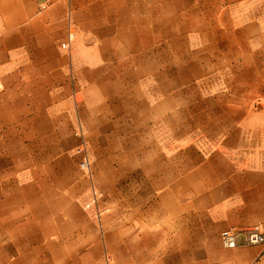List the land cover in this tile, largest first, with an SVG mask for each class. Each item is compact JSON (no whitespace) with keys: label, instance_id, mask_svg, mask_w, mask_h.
<instances>
[{"label":"rangeland","instance_id":"374dc122","mask_svg":"<svg viewBox=\"0 0 264 264\" xmlns=\"http://www.w3.org/2000/svg\"><path fill=\"white\" fill-rule=\"evenodd\" d=\"M61 1L56 28L47 3L39 29H23L16 53L40 58L29 57V77L0 93L9 121L36 97L30 84L40 77L55 85L65 118L55 156L39 157L35 174L25 159L19 183L11 181L23 215L11 239L33 248L23 262L246 264L248 247L264 242L227 247L218 231L264 230L237 211L240 174L264 169V0ZM69 26L70 51L60 47ZM55 56L59 77L50 67L31 73ZM78 131L87 169L75 152Z\"/></svg>","mask_w":264,"mask_h":264},{"label":"crops","instance_id":"0c3cea01","mask_svg":"<svg viewBox=\"0 0 264 264\" xmlns=\"http://www.w3.org/2000/svg\"><path fill=\"white\" fill-rule=\"evenodd\" d=\"M45 4H47V8H50V15L52 13L54 15L55 22L51 20L50 24L56 28L57 17L65 11L63 1L0 0V93L6 91L7 88L9 89L11 87L10 83L14 82L17 77H29L26 74L27 63L33 62L32 57L35 59L40 58V55L37 54L29 56L31 58L29 59L28 56H23L16 53V51L18 46L24 45L22 39L23 29H39L38 16L42 13V11L39 12V7ZM2 13H8L11 16L8 19H3ZM46 24L48 23L44 21V28L47 27ZM35 40L37 41L36 44L39 45L38 35ZM42 61L48 62L46 68L39 70V61H37L31 67L37 69L31 71V73L48 72L50 67L53 75L56 74L55 78L60 76L62 69V59L60 57L55 56L52 60L43 59ZM30 76L32 77L33 74ZM39 79L40 77L30 84V92L36 97L27 102L25 106L24 104L17 105L14 109V115L9 121L0 118V264H26L27 262H23L22 254L33 252L32 246L17 245L11 239L19 234L17 222L22 220L23 217L22 211L17 212L22 199L20 196L12 195L10 189L17 188V184L13 186L11 181L19 183L16 177L21 174L20 165L25 159H29L32 165L29 171L32 174L37 173L39 171L37 167L38 158H53L56 142H61V139L58 140V138L62 132L61 126L65 118L62 113L56 111L59 104H56V99L52 96L57 92L54 89L55 85L48 82L40 84ZM40 94L45 95L42 101L37 99ZM40 150L42 153H40ZM11 167L14 168V180L10 179L12 175H7L8 168ZM240 175L246 188L245 192H241L243 206L237 210L244 212L241 223L248 222L252 216L264 221V169L246 170L242 171ZM36 177L38 175H32L30 180H34ZM249 189L256 190L257 201H252L253 198H251L252 195ZM226 227H230V225L224 226L220 230ZM246 251L248 256L246 258L243 256L244 259L241 263L264 264V249L261 245H251Z\"/></svg>","mask_w":264,"mask_h":264},{"label":"built area","instance_id":"2783aa9c","mask_svg":"<svg viewBox=\"0 0 264 264\" xmlns=\"http://www.w3.org/2000/svg\"><path fill=\"white\" fill-rule=\"evenodd\" d=\"M70 8V7H69ZM72 32L69 31L65 41L61 42L60 47L62 49L71 50ZM76 134L79 135L80 143L75 149V152L80 155L81 159L79 167L87 169L90 165L89 156L84 144V137L81 131ZM219 238L224 246L234 247L238 245L251 244L257 242H264V230L260 228L259 224H252L247 227H226L220 230ZM249 264H255L251 262Z\"/></svg>","mask_w":264,"mask_h":264}]
</instances>
